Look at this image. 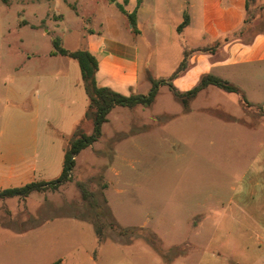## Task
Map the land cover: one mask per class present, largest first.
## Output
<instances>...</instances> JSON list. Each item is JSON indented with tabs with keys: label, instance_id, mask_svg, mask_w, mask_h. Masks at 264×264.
Listing matches in <instances>:
<instances>
[{
	"label": "rangeland",
	"instance_id": "rangeland-1",
	"mask_svg": "<svg viewBox=\"0 0 264 264\" xmlns=\"http://www.w3.org/2000/svg\"><path fill=\"white\" fill-rule=\"evenodd\" d=\"M67 1L72 9L59 3L63 23L47 20L59 25L53 35L61 36V27L73 25L77 15L78 25L86 20L92 31L133 41L149 58L150 71L140 72V94L151 89L149 73L168 80L161 76L172 68L175 50L164 37H153L149 22H163L171 14L151 12L149 20L136 25L142 34L133 35L126 13L136 0H130L126 12L122 0L112 7L106 0ZM262 5L264 0H248V13ZM41 43L43 50L52 48L50 36ZM243 67L249 74L232 78L238 92L209 86L182 102L162 82L149 106L112 108L100 136L77 154L70 180L55 191L33 192L25 206L9 204L13 221L0 210L1 224H25L39 214L29 221L34 225L61 213L93 221L99 233L90 227L89 237L68 219L54 220L42 228L53 236L58 229L59 239V231H66L59 247L63 252L32 244L23 256L0 252V264H52L61 255L81 264H264V61L236 68ZM190 85L182 84L184 90ZM5 91L0 77V110ZM79 128L91 134V120ZM77 181L82 191L92 192L96 208L82 199ZM110 221L128 233L119 235ZM48 236L29 238L47 241ZM11 240L15 246L18 239Z\"/></svg>",
	"mask_w": 264,
	"mask_h": 264
},
{
	"label": "crops",
	"instance_id": "crops-1",
	"mask_svg": "<svg viewBox=\"0 0 264 264\" xmlns=\"http://www.w3.org/2000/svg\"><path fill=\"white\" fill-rule=\"evenodd\" d=\"M60 1L37 0L31 4L22 0L0 1V77L4 78L6 88L4 105L0 110V190L56 178L62 170L69 139L81 123L88 120L85 119V112L89 98L78 62L54 52V37L59 39L61 47L69 51L87 49L93 53L98 60L95 72L97 85L120 94L139 93L141 69H148L149 58L139 54L133 41L92 31L86 20H81L78 25L77 15L71 20L73 25H61V36L53 35L51 30H58L59 25L51 26L47 20L64 22L59 13ZM63 1L66 8H73L71 1ZM72 1L76 3L82 0ZM110 1L106 0V5L111 7L118 2ZM122 1L124 10L130 0ZM247 6L248 0H136L130 12H127L135 14V29L128 22V31L137 35V23L149 20L151 12L171 14L172 18L168 17L163 22L157 18L149 22L154 30L153 37H164L166 44L175 50L172 68L161 76L168 79H165L166 84H171L179 92H187L199 83L202 76L210 74L234 85L233 77L238 79L249 74L245 67L239 70L237 65L264 61V5L249 13ZM185 13L187 23L181 26ZM164 28L166 33L162 31ZM47 36H50L52 48L43 50L41 41ZM183 58L184 68L171 77ZM173 78L176 87L171 83ZM186 81L191 84L190 90H184L182 86ZM209 86L215 85H207L197 93ZM11 125H14L12 131L8 129ZM58 187L33 192L45 193ZM33 192L24 198L14 196L0 199V210L5 212L3 215L11 217L9 221H13L7 206H25ZM39 218L41 216L38 214L31 221L27 218L25 224L13 227L0 223L1 236L7 234L11 239H18L15 246L10 238L0 239V252L16 251L23 256L31 251L32 244L50 246L49 250L63 252L59 251V247L64 243L66 231H59L62 238L59 239L58 229L53 236V231L47 232L42 228L58 219L70 220L71 225L79 226L80 232L87 231L89 237H92L89 232L92 227L95 234L93 221L91 224L74 215L52 214L39 223L29 224V221L34 222ZM23 220L20 219V222ZM41 234L45 237L49 234L47 241L29 238ZM68 258L61 255L53 262L81 264Z\"/></svg>",
	"mask_w": 264,
	"mask_h": 264
},
{
	"label": "trees",
	"instance_id": "trees-1",
	"mask_svg": "<svg viewBox=\"0 0 264 264\" xmlns=\"http://www.w3.org/2000/svg\"><path fill=\"white\" fill-rule=\"evenodd\" d=\"M7 2V0H2ZM128 22L130 26L135 29V14L134 12L126 13ZM187 14H184V20L181 23V26L187 23ZM180 29V27H178ZM52 44L54 47V52L66 55L68 57L74 58L77 60L81 79L86 91V94L89 98V104L87 111L85 112V119H90L92 122V132L91 134H85L80 128H78L71 138L69 139L68 146L65 149L63 157V165L60 174L49 181H32L28 182L19 187H12L0 190V199L8 197H20L24 198L28 196L33 191H43L45 189L51 188L55 189L59 185L70 180L72 175V169L75 165L74 157L85 147L92 144L100 136V129L102 123L106 121V115L108 112L115 106H125L132 108L136 105L142 104L144 106H149L153 101V98L156 94V86L162 84L164 80L155 79L150 74H148V80L151 83V89L148 93H131L129 95H123L118 92L111 90L105 86H99L95 80V72L97 70L98 60L97 57L88 51L87 49H78L75 51H69L59 45V39L54 37L52 39ZM185 61L183 60L179 63L175 71L172 73L171 77H174L181 69L184 68ZM215 85L226 91H235L238 92L239 88L235 85L229 84L226 81L207 74L201 77L199 83L190 91L179 92L171 84L167 83L169 90L182 102H184V97L187 96L189 100L195 96V94L202 88L207 85ZM186 102L185 104H187ZM76 186L80 192L81 182L77 181ZM82 199L87 202L90 208H96L97 202L93 198L92 192L82 191ZM91 195V196H90ZM110 226L117 231L119 235H126L128 233V228H123L116 224L115 222L110 221ZM95 230L99 233L100 226L96 223L94 224ZM59 261H55L52 264H59Z\"/></svg>",
	"mask_w": 264,
	"mask_h": 264
}]
</instances>
